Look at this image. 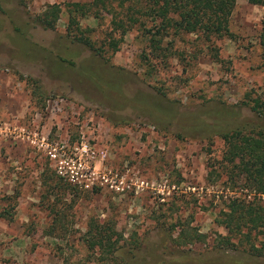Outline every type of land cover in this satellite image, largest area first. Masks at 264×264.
<instances>
[{
  "label": "rangeland",
  "instance_id": "374dc122",
  "mask_svg": "<svg viewBox=\"0 0 264 264\" xmlns=\"http://www.w3.org/2000/svg\"><path fill=\"white\" fill-rule=\"evenodd\" d=\"M72 1L88 0H0V264H100L90 220L117 239L102 264H264V237L258 256L214 246V217L238 194L220 132L264 128L244 106L264 101V8L236 0L226 33L167 35L154 58L135 27L96 55L66 35L63 9L53 29L30 23ZM101 15L79 23L106 43L119 35ZM181 226L202 240L177 245Z\"/></svg>",
  "mask_w": 264,
  "mask_h": 264
},
{
  "label": "trees",
  "instance_id": "16d2710c",
  "mask_svg": "<svg viewBox=\"0 0 264 264\" xmlns=\"http://www.w3.org/2000/svg\"><path fill=\"white\" fill-rule=\"evenodd\" d=\"M235 1L88 0L48 3L31 17L30 23L43 29H53L63 9L66 15V35L96 55L106 50L115 51L125 32L135 27L146 34L148 53L159 58L165 50L160 43L167 35L200 33L208 38L226 33ZM246 1L264 8V0ZM104 12L109 15V23L112 29L118 31L119 36H110L106 43H97L91 37L92 28L81 27L79 19L85 16L99 19ZM147 21H151V24L146 28ZM257 38L264 56V11ZM33 92L39 91L35 89ZM244 106L264 118V101L254 98L250 105ZM220 137L224 149L218 166L227 184L238 194L227 197L214 217V222L225 229V234L217 237L214 246L223 249L244 243L251 254L258 256L261 247H256L253 241L257 236L264 237V128L236 126L221 131ZM210 167L214 170L213 165ZM112 234V227L102 222L90 220L87 223L84 242L88 250H97L94 260L100 264L102 261L106 263L109 258L107 256L115 249L117 239L110 241ZM203 236L194 227L181 226L172 240L177 245H184L200 241Z\"/></svg>",
  "mask_w": 264,
  "mask_h": 264
}]
</instances>
